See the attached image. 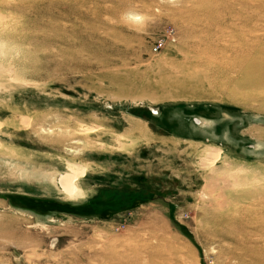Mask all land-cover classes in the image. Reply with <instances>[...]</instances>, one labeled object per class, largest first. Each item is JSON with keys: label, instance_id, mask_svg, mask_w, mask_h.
Masks as SVG:
<instances>
[{"label": "rangeland", "instance_id": "rangeland-1", "mask_svg": "<svg viewBox=\"0 0 264 264\" xmlns=\"http://www.w3.org/2000/svg\"><path fill=\"white\" fill-rule=\"evenodd\" d=\"M0 264H264V0H0Z\"/></svg>", "mask_w": 264, "mask_h": 264}, {"label": "bare ground", "instance_id": "bare-ground-1", "mask_svg": "<svg viewBox=\"0 0 264 264\" xmlns=\"http://www.w3.org/2000/svg\"><path fill=\"white\" fill-rule=\"evenodd\" d=\"M64 185H66V190L68 191V192H72V186L70 185L71 184V182L70 181H64V183H63Z\"/></svg>", "mask_w": 264, "mask_h": 264}, {"label": "built area", "instance_id": "built-area-1", "mask_svg": "<svg viewBox=\"0 0 264 264\" xmlns=\"http://www.w3.org/2000/svg\"><path fill=\"white\" fill-rule=\"evenodd\" d=\"M152 49H153V51H155V50H156L155 46H153V48H152Z\"/></svg>", "mask_w": 264, "mask_h": 264}]
</instances>
